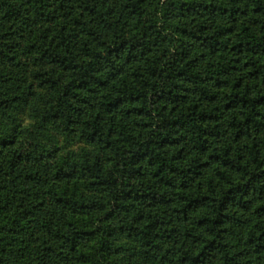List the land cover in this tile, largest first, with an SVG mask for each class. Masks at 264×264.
<instances>
[{
	"label": "trees",
	"instance_id": "trees-1",
	"mask_svg": "<svg viewBox=\"0 0 264 264\" xmlns=\"http://www.w3.org/2000/svg\"><path fill=\"white\" fill-rule=\"evenodd\" d=\"M0 264H264V0H0Z\"/></svg>",
	"mask_w": 264,
	"mask_h": 264
},
{
	"label": "rangeland",
	"instance_id": "rangeland-1",
	"mask_svg": "<svg viewBox=\"0 0 264 264\" xmlns=\"http://www.w3.org/2000/svg\"><path fill=\"white\" fill-rule=\"evenodd\" d=\"M22 121L23 122H26L27 121V118L25 117V116H23L22 117ZM79 145V143H75V144H73V145H71V146H64V145H62L61 144V142H58V146H60L61 148H60V151L63 153V152H65L66 150H68V149H70V148H74V147H76V146H78Z\"/></svg>",
	"mask_w": 264,
	"mask_h": 264
}]
</instances>
